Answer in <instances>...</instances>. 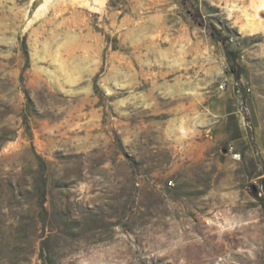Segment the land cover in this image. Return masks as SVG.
Listing matches in <instances>:
<instances>
[{
	"label": "rangeland",
	"instance_id": "rangeland-1",
	"mask_svg": "<svg viewBox=\"0 0 264 264\" xmlns=\"http://www.w3.org/2000/svg\"><path fill=\"white\" fill-rule=\"evenodd\" d=\"M263 3L0 0V264H264Z\"/></svg>",
	"mask_w": 264,
	"mask_h": 264
},
{
	"label": "built area",
	"instance_id": "built-area-1",
	"mask_svg": "<svg viewBox=\"0 0 264 264\" xmlns=\"http://www.w3.org/2000/svg\"><path fill=\"white\" fill-rule=\"evenodd\" d=\"M227 86H228V83L225 80V81H223L221 83L220 88L223 89V90H225L227 88ZM234 93H235L238 101L241 104H243L245 102V100H246V94H247V92H246L245 89L241 88L239 82L234 83Z\"/></svg>",
	"mask_w": 264,
	"mask_h": 264
},
{
	"label": "trees",
	"instance_id": "trees-1",
	"mask_svg": "<svg viewBox=\"0 0 264 264\" xmlns=\"http://www.w3.org/2000/svg\"><path fill=\"white\" fill-rule=\"evenodd\" d=\"M212 33H213V35H215L217 37L218 36H222L221 33L218 32V29L216 27H213ZM219 39H220V37H219ZM220 40H222V39H220ZM227 54H229V56H230V55H232L234 53L227 50ZM231 70L236 74L237 78L240 77V72H239V69H238V65L235 63L234 59H232Z\"/></svg>",
	"mask_w": 264,
	"mask_h": 264
},
{
	"label": "bare ground",
	"instance_id": "bare-ground-1",
	"mask_svg": "<svg viewBox=\"0 0 264 264\" xmlns=\"http://www.w3.org/2000/svg\"><path fill=\"white\" fill-rule=\"evenodd\" d=\"M42 5V4H41ZM262 6H264V3L262 4Z\"/></svg>",
	"mask_w": 264,
	"mask_h": 264
},
{
	"label": "water",
	"instance_id": "water-1",
	"mask_svg": "<svg viewBox=\"0 0 264 264\" xmlns=\"http://www.w3.org/2000/svg\"><path fill=\"white\" fill-rule=\"evenodd\" d=\"M263 183H264V179H263Z\"/></svg>",
	"mask_w": 264,
	"mask_h": 264
}]
</instances>
